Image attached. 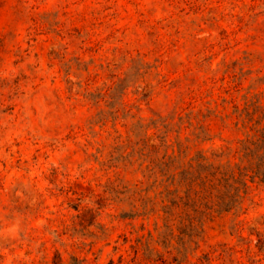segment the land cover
Listing matches in <instances>:
<instances>
[{"label":"rangeland","instance_id":"rangeland-1","mask_svg":"<svg viewBox=\"0 0 264 264\" xmlns=\"http://www.w3.org/2000/svg\"><path fill=\"white\" fill-rule=\"evenodd\" d=\"M0 264H264V0H0Z\"/></svg>","mask_w":264,"mask_h":264},{"label":"trees","instance_id":"trees-1","mask_svg":"<svg viewBox=\"0 0 264 264\" xmlns=\"http://www.w3.org/2000/svg\"><path fill=\"white\" fill-rule=\"evenodd\" d=\"M196 137H199V136H196ZM165 138H166V136H165ZM165 138L163 139V141L165 140ZM176 144L178 147H182L181 141L177 140ZM198 158L200 160H204L206 157L200 155ZM202 169L203 170H200L199 173H202V171L206 170L207 168L205 167V165H203ZM237 170H238L237 173H235L234 171L223 170V169H221L217 166H213L211 164V170L207 174V175L211 176V189H213V187H214V184L212 182L213 178H217V175H220L217 178L218 182L222 183L224 186L228 185V187H229L228 190H225L224 192L220 193V196H218L219 199L227 198L228 195H230L231 198L234 200L235 197H237V195L239 197V193H238L239 187H243V188L247 187L246 183L242 180V177L244 175H246L243 171V168H241L240 166H237ZM199 176H200V174H198L197 177H199ZM203 178H205V177H203ZM188 179L194 180V176H190ZM229 181H231V183H228ZM201 184L204 185V182H201ZM230 189L232 191L231 194H230ZM221 201L222 202L219 204L216 203V204H212L211 206H208L207 209L211 210V212L217 211V210L228 211V210L232 209L233 206L231 204H228V203L224 204V201L223 200H221Z\"/></svg>","mask_w":264,"mask_h":264}]
</instances>
